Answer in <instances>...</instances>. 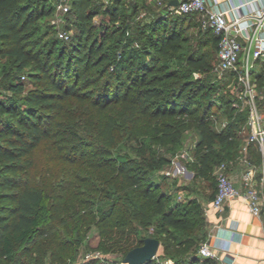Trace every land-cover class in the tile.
Returning <instances> with one entry per match:
<instances>
[{
  "label": "trees",
  "instance_id": "1",
  "mask_svg": "<svg viewBox=\"0 0 264 264\" xmlns=\"http://www.w3.org/2000/svg\"><path fill=\"white\" fill-rule=\"evenodd\" d=\"M120 1L105 6L112 20L121 16ZM53 10L52 0H0V57L10 61L13 68L12 73L3 71L10 76L0 87V264H46L44 253L35 248L32 238L39 233V214L46 197L45 191L27 177L33 166V150L49 142L76 161L104 146L108 156L122 138L135 141V155L117 152L114 161L98 165L110 168L119 189L127 190L123 201H129V193L136 200L133 217L140 218L137 224L144 223L151 209L160 215L158 226L168 239L162 246L163 258L172 264H209L213 258L199 253L208 236L201 200L191 198L182 205H167V195L151 176L158 167L171 162L168 151L185 130L195 129L199 135L197 145L202 151L196 152V163L203 174L220 159L228 168L237 162L236 150L242 147L236 145L242 131V146L246 144L248 107H240L238 96L225 98L228 121L220 128L216 126L215 85L207 80L214 66L195 46L180 58L185 38L176 24L195 16L200 29L209 33L216 56L220 35L212 28H202L195 13H173L168 6H162L151 21L137 22L133 28L127 23L112 28L98 26L94 31L92 18L98 10L92 0H71V8L63 14L79 22L80 37L68 40L67 47L54 54L55 42L41 48L39 37L34 35L36 21ZM136 10L137 5L131 14ZM126 15L122 14L123 20ZM254 61L264 65V54ZM250 71L257 104L264 112V67L255 74L254 68ZM195 72L205 76L195 77ZM230 73L236 81L233 71L217 75ZM25 79L33 83L32 88L14 96L24 91ZM72 100L84 105L87 113L83 117L70 111ZM151 144L163 149L153 150ZM243 155L256 164L261 158L254 143L247 145ZM215 191L216 181L213 197ZM61 199V194L56 197V208ZM117 206L114 203L106 215V226L119 211L120 204ZM124 224L130 223L126 220ZM132 232L139 229L129 225L121 244L124 255L147 236H132ZM66 257L53 250L49 264H66ZM154 259L143 264H153Z\"/></svg>",
  "mask_w": 264,
  "mask_h": 264
},
{
  "label": "rangeland",
  "instance_id": "2",
  "mask_svg": "<svg viewBox=\"0 0 264 264\" xmlns=\"http://www.w3.org/2000/svg\"><path fill=\"white\" fill-rule=\"evenodd\" d=\"M92 2L98 10V13L92 18L94 31L98 30V26L112 28L127 23L133 28L132 26L137 22L147 23L151 21L155 14L162 9V6L155 5L153 0H121V3L119 2L121 16L119 15L115 20H112L110 15L105 12V6L114 4L116 0H92ZM135 5H137V10L132 15L131 12ZM124 12L129 15H126L123 20L122 14ZM176 26L181 27L182 36L185 38L183 49L179 53L180 58H185L188 49L195 46L207 55L209 62L215 68L217 64L216 51L209 42V33L200 29L197 18L192 16L190 20L180 21ZM36 27L37 30L34 35L39 37L38 46L43 48L45 44L49 45L55 42L54 54L58 52L59 48L67 47L70 40L75 41L80 37L79 22L70 15L55 10L40 17L36 21ZM61 31L68 37H61L59 35ZM128 32L129 30H127V34ZM149 33L147 31L146 34ZM148 36L146 35V37ZM142 40L143 38H141ZM263 67L264 65L254 61L252 67L254 74ZM4 70L13 72L10 61L0 57V87L5 86L10 76H5ZM215 72L214 70L210 72L211 75L207 80L215 85L212 89L216 106L214 118L216 126L220 128L228 121L225 98L239 97L244 85L237 78L235 81V77L231 73L219 76ZM194 76H205V74L195 72ZM249 78L251 83H255L252 73H250ZM24 83V91L14 94V96L24 94L33 86V83L28 80ZM254 88L256 91V84ZM70 103L73 104L69 105L70 111H74L82 117L87 113L84 105L79 101L72 100ZM240 104L241 108L247 106V102L242 101ZM240 135L236 145L238 148L242 147L241 151L240 149L236 150L239 154L237 156L239 163L241 162L240 155L244 152L242 145L245 131H242ZM198 140L199 135L195 129L185 130L179 142L171 145V149L168 151L171 162L158 167L151 176L167 195V205L175 203L182 205L191 198L201 199L202 196L208 199L213 197L211 194L215 189L217 168L219 164L225 161L220 159L219 162L209 165L203 174L202 168L196 163V156H198L196 152L202 151L201 148L198 149ZM150 147L153 150L163 149V146L159 144H151ZM105 148V146L99 147L93 155L77 158L76 161L67 158L64 151L58 152L57 145H52V143L50 145L49 142L44 141L33 150L31 154L33 166L27 171V177L46 193L39 214V233L32 236L36 241L35 248L41 254L44 253L46 264L50 263V254L53 250H58L67 255L66 264H127L122 262L124 253L121 244L126 239L130 225L131 228L139 229V232H132V236L155 234L160 238V246L153 264L156 262L172 264V260L162 257V246L168 239L165 234L160 232L158 226L160 215L153 213L150 209L147 218L143 221L145 224L138 225L137 222L140 218L133 217V213L137 210L135 207L136 200L129 193L130 202L123 201L122 196H127V190L122 192L119 189L120 184L115 182L114 173L104 165L107 160L114 161L117 152L135 155V141L128 138L120 139L112 147V152L108 156H106ZM260 157V159L257 158V161L262 165L264 159L261 153ZM98 162L104 164L98 165ZM67 187L68 189H66ZM60 194L62 195L61 204L56 208L54 203ZM114 203H117L118 206L120 204L119 211L110 217L108 226H106V215L113 208ZM130 217L132 218L130 219ZM126 220L130 224L125 227L124 222Z\"/></svg>",
  "mask_w": 264,
  "mask_h": 264
},
{
  "label": "built area",
  "instance_id": "3",
  "mask_svg": "<svg viewBox=\"0 0 264 264\" xmlns=\"http://www.w3.org/2000/svg\"><path fill=\"white\" fill-rule=\"evenodd\" d=\"M159 6H168L173 13H195L202 28H212L220 35L218 43V62L214 70L222 75L233 71L244 87L239 98L247 102V137L244 151L249 143H254L264 159V112L256 101L255 83L250 82V70L254 60L264 54V0H154ZM54 10L65 13L71 8V0H52ZM61 37L68 35L63 31ZM235 105H238L236 103ZM245 165L241 172L244 189L235 186L228 172V164L222 162L216 172V191L212 205L222 209L226 200L240 197L254 215L264 212V162L256 165L247 156H240ZM199 253L202 256L218 258L217 249L205 240L200 244ZM202 264V263H198Z\"/></svg>",
  "mask_w": 264,
  "mask_h": 264
},
{
  "label": "crops",
  "instance_id": "4",
  "mask_svg": "<svg viewBox=\"0 0 264 264\" xmlns=\"http://www.w3.org/2000/svg\"><path fill=\"white\" fill-rule=\"evenodd\" d=\"M244 169L245 165L238 161L228 168L235 186L241 190L244 189L241 180ZM200 198L208 223L206 240L214 245L219 256L209 264H264V212L259 216L252 214L240 197L226 200L220 210L213 207V197Z\"/></svg>",
  "mask_w": 264,
  "mask_h": 264
},
{
  "label": "water",
  "instance_id": "5",
  "mask_svg": "<svg viewBox=\"0 0 264 264\" xmlns=\"http://www.w3.org/2000/svg\"><path fill=\"white\" fill-rule=\"evenodd\" d=\"M170 3L177 4L178 0H171ZM160 246L159 238L146 236L143 243L130 248L122 258L123 263L143 264L155 257Z\"/></svg>",
  "mask_w": 264,
  "mask_h": 264
}]
</instances>
